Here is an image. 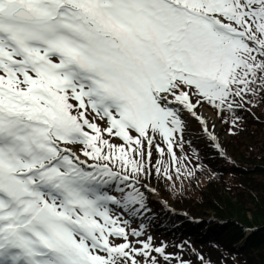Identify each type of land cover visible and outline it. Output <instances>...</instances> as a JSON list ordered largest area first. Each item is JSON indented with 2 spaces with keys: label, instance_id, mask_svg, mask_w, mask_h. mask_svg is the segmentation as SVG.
<instances>
[{
  "label": "snow or ice",
  "instance_id": "snow-or-ice-1",
  "mask_svg": "<svg viewBox=\"0 0 264 264\" xmlns=\"http://www.w3.org/2000/svg\"><path fill=\"white\" fill-rule=\"evenodd\" d=\"M257 99L264 0H0V264L169 261L118 212L199 179L186 117L226 158L204 110Z\"/></svg>",
  "mask_w": 264,
  "mask_h": 264
},
{
  "label": "trees",
  "instance_id": "trees-1",
  "mask_svg": "<svg viewBox=\"0 0 264 264\" xmlns=\"http://www.w3.org/2000/svg\"><path fill=\"white\" fill-rule=\"evenodd\" d=\"M253 103L255 107L246 105L237 110L239 124L235 135L229 134V125L220 122L222 132L228 136L221 141L226 158H220L205 139L195 149L204 166L198 180L189 183L184 179L182 188L181 181L176 180L175 189L166 179H152L149 183L167 205L199 219V224L163 211L141 188L147 197L146 209L138 216L144 224H179L191 231L187 237L177 234L155 239L153 246L164 242L165 252L175 253L176 261L201 264L199 257L203 256L211 264H264V99ZM185 152L193 157L192 164L197 163L188 145ZM158 159L153 153V167ZM246 229L255 230L240 249L232 248L242 240ZM200 238L203 240L197 241Z\"/></svg>",
  "mask_w": 264,
  "mask_h": 264
},
{
  "label": "rangeland",
  "instance_id": "rangeland-1",
  "mask_svg": "<svg viewBox=\"0 0 264 264\" xmlns=\"http://www.w3.org/2000/svg\"><path fill=\"white\" fill-rule=\"evenodd\" d=\"M215 132H216V134H217V136L219 138V126L217 125V123H216ZM187 137H188L189 140H192L193 139V135L192 134H187ZM248 218H250V215L249 214H248Z\"/></svg>",
  "mask_w": 264,
  "mask_h": 264
},
{
  "label": "bare ground",
  "instance_id": "bare-ground-1",
  "mask_svg": "<svg viewBox=\"0 0 264 264\" xmlns=\"http://www.w3.org/2000/svg\"><path fill=\"white\" fill-rule=\"evenodd\" d=\"M204 114H205V116L209 117L210 120H214V117L212 116V114H211L210 112L204 110ZM214 121H215V120H214Z\"/></svg>",
  "mask_w": 264,
  "mask_h": 264
}]
</instances>
